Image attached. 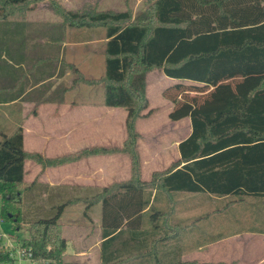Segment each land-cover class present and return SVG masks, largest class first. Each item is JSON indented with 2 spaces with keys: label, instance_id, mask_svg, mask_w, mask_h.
Masks as SVG:
<instances>
[{
  "label": "trees",
  "instance_id": "16d2710c",
  "mask_svg": "<svg viewBox=\"0 0 264 264\" xmlns=\"http://www.w3.org/2000/svg\"><path fill=\"white\" fill-rule=\"evenodd\" d=\"M30 1L0 0V26L22 24ZM144 1V10L135 16L127 9L72 11L52 1L68 28L103 30L104 69L98 79L90 81L102 83L104 105L126 110V136L120 147L93 145L44 157L24 149L21 127L11 135L1 134L0 216L19 228L27 158L46 167L81 156L125 152L130 159V178L104 186L90 198L68 199L54 207L52 216L31 221L23 243L37 258L66 264L62 260L66 239L58 219L73 201L86 203L84 215L93 203L101 202L99 264H125L128 256L137 257H121L122 250L133 247L132 241L137 245L136 239L144 233L136 232L137 226L143 210L153 209L150 196L154 189L168 194L264 196V0ZM7 30L0 27V38L13 33V28ZM6 39L3 49L9 55ZM153 68H160L168 77L207 86L232 78H256L244 92L227 95L218 106L193 108L189 112L191 131L178 142L179 158L166 170L153 172L151 179L142 180L136 120L150 112H144L148 107L146 74ZM169 90L166 87L163 95L173 101ZM127 232L129 238H123ZM6 257L0 250V261ZM154 264L160 263L156 259Z\"/></svg>",
  "mask_w": 264,
  "mask_h": 264
},
{
  "label": "crops",
  "instance_id": "0c3cea01",
  "mask_svg": "<svg viewBox=\"0 0 264 264\" xmlns=\"http://www.w3.org/2000/svg\"><path fill=\"white\" fill-rule=\"evenodd\" d=\"M8 26L13 28V33L9 35V39L13 40L10 44L17 46L15 50L6 41L9 66H23L27 70L18 72L16 69L17 73H13L10 67L1 69L0 117L3 122L8 120L14 126L18 120L15 111L20 108L18 104L21 103L24 109L33 107L30 116L24 118L25 124L22 127L19 125L23 131L24 149L44 157H56L93 145H116L112 141H117L118 146L122 144L126 136V110L120 106L104 105L101 87L71 85L57 90L44 85L48 78L57 75L56 64L59 62L56 63L54 57L57 53L62 57L64 46L68 43L62 33L61 36L46 38L44 25L38 22L23 21L18 27ZM0 39L4 44L6 38ZM48 41L51 44L49 52ZM71 41L80 43L93 39ZM36 47L42 48V51L38 52ZM2 79H8L9 84H2ZM182 119L188 120V128L186 134L175 142L174 161L179 158L178 142L191 131L190 114L170 121L177 124ZM19 120L23 118L19 117ZM140 120L144 119L138 118L136 127ZM3 133L9 134L0 126V138ZM122 158L127 164L124 173L119 166L113 165V154H95L46 167L35 161L28 163L25 159L24 183L26 187L27 183L31 187L38 182L43 184L45 188L41 196L50 198L59 195L82 197L83 194L80 196L81 193L74 192L81 189L91 197L104 186L130 178L128 157L125 155ZM28 166L30 174L27 173ZM141 179L146 180V177ZM62 188L66 192L57 194ZM160 190H152L150 196V204L158 208L160 221L153 226L146 223L145 216L149 210L148 207L143 210L144 215L136 232L141 230L144 233L136 239L137 245L132 241L134 246L127 252L122 250L121 255L137 254V257L128 256L125 264H154L156 259L160 264L177 261L185 264H264V196H216L204 192L168 194ZM230 196L235 197L231 199ZM217 201L225 202V205L218 207ZM89 211V218L95 221L98 230V242L93 244L97 245L98 263L101 261L102 241L101 202L93 203ZM129 234L124 233L122 237L129 238Z\"/></svg>",
  "mask_w": 264,
  "mask_h": 264
},
{
  "label": "rangeland",
  "instance_id": "374dc122",
  "mask_svg": "<svg viewBox=\"0 0 264 264\" xmlns=\"http://www.w3.org/2000/svg\"><path fill=\"white\" fill-rule=\"evenodd\" d=\"M52 1L59 3L65 9L72 11H81L83 8H94L97 10L113 9V10H129L133 16L142 12L145 8L144 0H32L30 1L28 10L25 12L24 21L30 23H41L44 25V33L46 38L54 37L55 35L64 36L65 44L62 57L57 55L54 57L59 64H56L58 69L57 75L48 78L44 83L47 87H55L57 90L67 88L71 85L75 86H94L101 87V82H91L92 79H98L104 69V39L103 30L101 28L94 29H75L68 28L63 25L62 18L56 14L53 9ZM11 25V23H8ZM63 28H62V27ZM2 29H8V25L0 26ZM8 31V30H7ZM10 35V34H9ZM9 35L5 38L7 42L12 43ZM79 39H93L89 42L74 43L71 40ZM3 39H0V55H4ZM50 41H48V52L51 48ZM17 50L15 43L11 46ZM38 52L42 48L36 47ZM33 52V51H32ZM1 55V56H2ZM0 56V71L3 68H11L13 73L17 71L25 72L27 69L23 66H9V57L5 54L4 57ZM38 63V62H37ZM17 69V71H16ZM62 73L64 74L62 76ZM255 76L247 78H232L216 86H207L202 83L194 82L186 79H175L166 76L160 68H153L146 74V94L148 97V107L144 112L150 110L149 114L140 116L144 120H140L139 125L136 127L139 136L137 138L136 148L139 156L140 178L146 177V180L151 179L153 172H160L166 170L175 159V142L186 134L188 128V120L182 119L177 124H171L170 121L177 116H188L189 112L193 109H206L218 106L222 99L229 94L244 92L253 82ZM29 79V78H28ZM84 79H88L87 83ZM3 82L9 84L8 79H2ZM6 85V86H7ZM166 87H170L169 94L174 97V100L165 97L163 91ZM96 90V89H95ZM6 92V91H5ZM20 108L15 110L17 112L18 120L16 125L13 126L8 120L3 122L0 117V126L11 135L14 133L19 125L25 124L24 118L30 116L33 107ZM24 107V105H23ZM15 114V112H13ZM22 117L23 120H19ZM137 121V120H136ZM22 129V128H21ZM141 132V133H140ZM1 140V138H0ZM118 146L117 141H112ZM108 146V147H111ZM121 144L118 146L120 147ZM79 151V150H78ZM74 153V152H73ZM101 154V153H98ZM113 165L119 166V170L123 173L127 168L124 157L126 155L128 166H130V159L125 152H113ZM122 155V156H121ZM92 156V155H89ZM81 156L78 157H89ZM117 158V161H116ZM129 159V160H128ZM29 161H33L27 158ZM66 163V162H65ZM63 163V164H65ZM29 165V164H28ZM61 165V164H60ZM28 174L30 168L28 166ZM26 185V183H24ZM25 190L22 193L21 201V217L19 218V228L15 229L12 221L4 220L1 224V229L7 233L15 235L20 241L28 236L29 223L39 218H47L55 213L54 207L61 204L68 199L75 198L74 196H58L47 197L41 196L45 186L41 183H35L33 187L27 183ZM46 191V190H45ZM64 193L66 190L62 188L57 194ZM80 191V192H78ZM74 191L75 194L81 193L82 197H89L87 192L83 189ZM162 192V190H160ZM50 192V191H49ZM164 192V191H163ZM162 192V193H163ZM174 192V191H173ZM190 193V192H188ZM194 194L198 192H192ZM207 193V192H204ZM87 195V196H86ZM235 195V194H234ZM235 196H230L233 199ZM0 198V208H1ZM219 204L218 207L224 206L225 202ZM84 201L75 202L66 205L60 215L58 222L60 223V232L66 239V248L62 254V260L66 264L80 263V264H99L97 245L98 230L96 229L95 221L84 215ZM158 208L153 206L145 216V222L153 226L158 221L156 211ZM219 216V215H218ZM226 216V215H225ZM220 217V216H219ZM155 231V230H154ZM152 233L153 230L151 231ZM80 251V254H76ZM81 251H83L81 253ZM41 264H58L55 262L50 263L46 261Z\"/></svg>",
  "mask_w": 264,
  "mask_h": 264
},
{
  "label": "built area",
  "instance_id": "2783aa9c",
  "mask_svg": "<svg viewBox=\"0 0 264 264\" xmlns=\"http://www.w3.org/2000/svg\"><path fill=\"white\" fill-rule=\"evenodd\" d=\"M4 218L0 216V250L6 255V259L0 264H41L47 259L37 258L33 255L31 247L24 245L15 235L1 229Z\"/></svg>",
  "mask_w": 264,
  "mask_h": 264
}]
</instances>
